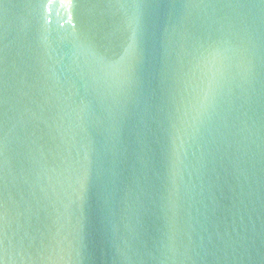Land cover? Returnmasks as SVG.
<instances>
[{
    "label": "water",
    "instance_id": "1",
    "mask_svg": "<svg viewBox=\"0 0 264 264\" xmlns=\"http://www.w3.org/2000/svg\"><path fill=\"white\" fill-rule=\"evenodd\" d=\"M0 264H264V0H0Z\"/></svg>",
    "mask_w": 264,
    "mask_h": 264
}]
</instances>
